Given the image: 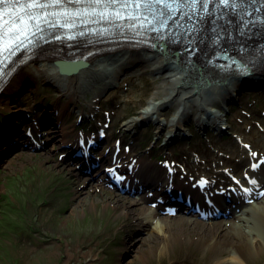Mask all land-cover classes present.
<instances>
[{
    "label": "bare ground",
    "instance_id": "6f19581e",
    "mask_svg": "<svg viewBox=\"0 0 264 264\" xmlns=\"http://www.w3.org/2000/svg\"><path fill=\"white\" fill-rule=\"evenodd\" d=\"M64 6L54 7L56 14L50 19L55 28L31 38L21 36L22 42L18 41L16 45L17 56L0 55V60L15 59L12 64L17 68L13 73V69L9 70L5 81L0 76V159L11 154L8 164L19 158L22 151L43 149L45 146L41 143L46 144V141L43 139L45 132L41 130L54 125V129L48 130L60 136L51 145L58 148L64 160L69 159L65 158L69 155L76 163L91 161L80 164L78 169L91 166L96 171L100 166H106L105 170L99 171V176L111 175L108 179L110 187H122L127 194H135L123 201L126 209L121 211V216L132 214L136 220L147 223L148 234L162 241L159 256L171 255L180 244H191L201 249L190 256L195 264H264V122L256 131H250L251 137L246 133L250 127L248 122L236 126L232 133L227 130L234 127L230 115L235 112V106L241 105V98L260 89L264 93V68L252 74L251 70L244 71L246 67L239 66L240 62L254 56V60H258L254 65L264 67V58L258 57H264V0H246L242 8L231 10L228 6L223 11L211 0L207 13L199 5L195 9L191 5L182 7L175 14L184 22L181 24L168 16L163 4L150 5L153 11L129 4L121 11V18L115 20H108L114 16L102 17L97 8L95 12L91 11L92 7H87V3L76 5L75 9ZM49 9L47 11L51 13ZM77 9L88 10L80 13ZM245 10L253 16L243 15ZM254 14L257 18H253ZM140 21L157 26L159 39L141 34L136 26ZM168 21L171 33L167 27H161ZM135 28L139 31H133ZM6 34L0 33V37H6ZM12 35L19 33L13 31ZM133 37H138L137 42H131ZM137 68L147 70L154 81L151 84L154 89L135 100L132 109L135 113L131 116L125 118L123 113L119 117L120 114L109 115L107 112L106 115L114 120L109 123L102 113L103 102L111 101L116 89L121 87L123 77L136 73ZM234 69L239 71L234 77L221 80V76L234 73ZM240 74L246 75V81L257 78V88L243 87L246 81L238 85ZM46 90L53 91L54 95L50 93L53 99H48L49 96L45 99L53 101L58 96L59 100L49 102L47 106L44 102L36 103L31 108L35 110L27 111L33 103L32 95L37 99ZM248 104L253 110L260 104L257 112L264 111V94L242 104L241 109L248 108ZM192 123L202 137L189 140L180 149L182 156L198 159L199 162L192 160L190 165L182 164L178 158L173 159L164 152L161 153L165 158H158L159 153L154 149L164 150L159 146V137L148 148L118 143L123 137L129 141L127 134L133 138L138 136L139 140L141 136H147L136 132L142 124L151 126L146 131L148 136L153 128L156 136L164 135L172 140L179 136L185 125ZM30 124L40 127L28 130ZM213 131L218 141L209 139ZM12 134L22 138L15 139ZM210 143L218 146L216 156L204 147ZM117 149L118 152L121 150L119 155ZM210 161L223 167H204L210 165ZM124 174L145 182H134L133 178L127 181ZM258 181L263 186L260 192L253 189ZM162 189L176 194L183 192L184 196L210 198L237 194L239 202L232 211L225 207L224 215L230 213L231 217L219 222L181 216L175 213L172 203L167 205L171 209L164 211L161 204H157L155 208L163 213L156 217V209L150 205L152 199L145 197L151 191L162 196ZM243 194H246L244 199L240 197ZM122 200L123 197L120 202ZM129 204L133 206L127 207ZM205 204L195 199L194 211L197 207L209 211L215 209ZM237 207L239 210L233 213ZM187 211L193 213L190 207ZM185 227L190 230H177ZM12 243L8 241V245L12 246ZM0 246H4L1 241ZM8 253L9 250L0 251V261L9 257ZM145 256L141 255L139 261Z\"/></svg>",
    "mask_w": 264,
    "mask_h": 264
},
{
    "label": "rangeland",
    "instance_id": "374dc122",
    "mask_svg": "<svg viewBox=\"0 0 264 264\" xmlns=\"http://www.w3.org/2000/svg\"><path fill=\"white\" fill-rule=\"evenodd\" d=\"M139 68H137L136 73H129L128 76L123 77V83L121 87L116 89V95L111 101L103 102L102 113L106 119L108 118L109 123L114 120L106 115L107 112L109 115L120 114L119 117L122 116V113L125 118L131 116L135 113L132 110L136 105L135 100H138L148 90L154 89L151 86L154 81L151 80L147 70ZM132 71L135 72L136 70ZM257 85L253 86L257 88ZM50 91H43L37 99L35 95H32L33 103L31 102L32 105L27 111L35 110L31 108L35 107L36 103L44 102L47 106L49 102L58 101V96L54 97L53 101L44 98L49 96L48 99H53L50 93L54 95V92ZM260 94H264L261 89L257 93L248 92L245 97L241 98L243 100L240 101L241 105L252 101L254 97ZM260 104L255 110L251 109L249 104L246 109H241L240 104L238 107L235 106L233 108L235 112H231L230 115L234 119L231 122L234 127L231 126L227 130H231L230 133H232L236 126L248 122L250 127L246 133L251 137L250 131H256L258 126L264 122V111L258 110L257 112ZM112 107H114L113 110H111ZM23 119L27 120V118ZM227 123L230 124V122ZM30 126L31 128H27L28 130L40 127H34L32 124ZM149 127L151 126L146 127L142 124L136 130L138 134L147 135L141 136L140 140L138 136L133 138L130 134L128 137L127 134L129 141L123 137L118 143L125 142L127 145L148 148L150 143L154 144V141L159 137V146L163 147L164 150L158 152V149H154L155 153H159L158 158H165L161 153L164 152L167 153L166 156L170 155L173 159L178 158L182 164L190 165L192 160L195 161L181 155L182 148L189 140L201 139L202 137L194 123L185 125V129L178 134L179 136L172 140H168V137L164 135L156 136L153 133L156 132L153 128H150L152 133L150 132L151 135L148 136L146 131ZM48 128L54 129V125L41 130L42 133L45 132L43 139L46 141V144L41 143L42 146H45L43 149L22 151L23 154L13 160L15 162L11 160L8 164L6 162L11 154L2 160L0 159V214L2 213L0 215V241L4 243V246H0V251L7 252L9 250L8 255H10L1 260L3 262L0 261V264H195L190 260V256L195 252L199 253L201 249L191 244H180L178 249L175 248L174 251H170L171 255L166 253V255L159 256L158 251L162 241L156 236L154 237L153 234H148L147 223L141 219L136 220L132 214H129V217L121 216V211L126 209L123 208L125 206L123 201H126L130 196H135V194H127L122 187L114 189L110 187L108 179L111 177L99 176V171L105 170L104 167L106 166L103 168L100 166L96 171L90 170V174H82L78 169L81 163H76L72 158L64 160V155L58 152V148L55 149L51 145L53 140H59L60 135L57 132L49 131ZM48 131L49 133H47ZM22 133L24 136L27 131ZM29 135H32V132ZM22 136L15 135L14 137L20 139ZM216 137L217 135L213 131L209 139L218 141ZM138 140H142V142ZM211 144H205L204 147L208 148L212 156H216L218 146ZM17 150L19 149L17 148ZM120 152L121 150H119ZM212 156L208 155V157ZM205 157L207 156L205 155ZM209 163L211 164L204 167H223L220 164H213L215 163L213 161ZM149 164L151 167V163ZM125 177V180L128 181L133 176ZM260 183L255 186L254 191L263 190ZM164 192L162 189V196H158L154 191L147 192L149 195L146 192L143 194H146L145 198L152 199L153 204H150L151 206L155 208L160 203L163 207L162 210H165V208H170L167 206V201L172 202L170 199L174 200L176 194L174 197H168L173 195L168 194L167 190ZM121 197L124 199L122 202H120ZM132 206V204L127 205L129 208ZM174 207L175 213H179L181 216L183 214L195 219L215 222L230 218V213L229 216H225L224 211L226 208L227 211H232L233 208L230 205L226 208L222 206L218 212H215L217 216H213L214 212L206 213L199 210L189 213L187 211L188 206L180 205L182 209L179 210L176 206ZM239 208L237 207L233 213L237 212ZM163 211L156 209V217ZM200 213L209 216V218H201ZM197 223L201 222L197 221ZM28 226L31 228L28 229ZM186 229L190 230L186 227L185 229L177 228V230ZM8 241L12 243V246L8 245ZM143 254L144 256L147 254V256L140 262L139 257Z\"/></svg>",
    "mask_w": 264,
    "mask_h": 264
},
{
    "label": "snow or ice",
    "instance_id": "6c2138e0",
    "mask_svg": "<svg viewBox=\"0 0 264 264\" xmlns=\"http://www.w3.org/2000/svg\"><path fill=\"white\" fill-rule=\"evenodd\" d=\"M66 0H0V6H16L18 7L23 13L24 16L28 17V20H35L37 23L35 27L38 30H42L40 28V19L41 17H47L49 15H55V12L49 13L47 9H49L52 6H61L64 5ZM69 2H72V0H69ZM77 4L87 3L89 5H100L103 6L100 15L103 17L104 12L111 8L113 12L115 13L116 18H121V11L126 9L129 4L135 5V8L139 9L141 6L144 7V9L153 11L154 9L150 7V5H165L166 10L169 12L170 16H174L176 14V10L179 8H182L184 4L187 2L191 5L193 9H195L198 5L201 7L202 11L204 13L208 12V6L210 0H74ZM218 2L222 5L230 6L233 10L239 8H242L246 0H218ZM118 6V7H117ZM175 6V7H173ZM35 7L39 11L36 13H33L32 9ZM61 11H64L63 8L60 9ZM88 9H77V11H87ZM97 9L95 7L91 8V11L95 12ZM6 7H0V28L3 27L4 24H7L8 21L3 20V16L5 14ZM259 11V9H257ZM163 14V13H162ZM14 16H17L20 18V25H16L15 22H13V26L8 28L9 32L15 31L17 28H19L20 34L16 35L14 37L15 40L21 41V36L27 35V28L28 25L24 22V17L20 16V12L14 13ZM47 22V21H45ZM166 26V22L161 25V27ZM2 38V37H0ZM22 42V41H21ZM2 63V61H0ZM255 155V153L253 154Z\"/></svg>",
    "mask_w": 264,
    "mask_h": 264
},
{
    "label": "water",
    "instance_id": "95a60500",
    "mask_svg": "<svg viewBox=\"0 0 264 264\" xmlns=\"http://www.w3.org/2000/svg\"><path fill=\"white\" fill-rule=\"evenodd\" d=\"M235 76V75H234ZM239 77H240V75H238ZM243 76V78H245L246 77V75H242ZM246 81V80H245ZM248 81V80H247ZM248 84H246V85H244L243 87H248L247 86ZM13 136H15L14 134H12ZM1 161V160H0ZM86 163H89V162H83V163H81V164H86ZM94 168L93 167H91V166H81L80 168H79V170H80V172L82 173V174H87V173H89V171L90 170H93ZM170 199V198H169ZM172 202H169V201H167V202H169V203H167L168 205H171V203L174 205V206H176L177 208H178V210L179 209H182V207H180V205H182V206H190V209H193L194 208V203L192 202V201H190V200H185V199H179V198H175L174 200H172V199H170ZM179 204V205H178Z\"/></svg>",
    "mask_w": 264,
    "mask_h": 264
}]
</instances>
